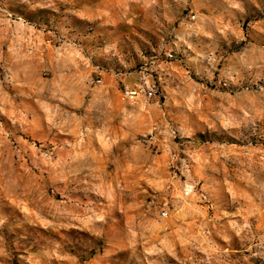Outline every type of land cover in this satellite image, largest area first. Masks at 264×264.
<instances>
[{"label":"rangeland","instance_id":"1","mask_svg":"<svg viewBox=\"0 0 264 264\" xmlns=\"http://www.w3.org/2000/svg\"><path fill=\"white\" fill-rule=\"evenodd\" d=\"M0 264H264V0H0Z\"/></svg>","mask_w":264,"mask_h":264},{"label":"built area","instance_id":"2","mask_svg":"<svg viewBox=\"0 0 264 264\" xmlns=\"http://www.w3.org/2000/svg\"><path fill=\"white\" fill-rule=\"evenodd\" d=\"M190 18H191V20H195L196 16H195V15H192ZM168 57H169V58H173V55H172V54H169ZM137 93H138L137 90H130V91L127 90V91L125 92V95H126L127 97L134 98V97L137 95ZM190 193H191V192L187 190V191L185 192V195H186V196H190ZM163 215L166 216L167 213L164 212Z\"/></svg>","mask_w":264,"mask_h":264}]
</instances>
